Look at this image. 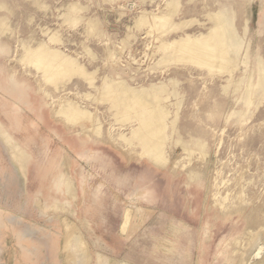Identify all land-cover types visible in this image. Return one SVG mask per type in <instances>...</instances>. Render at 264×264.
Returning a JSON list of instances; mask_svg holds the SVG:
<instances>
[{
    "label": "rangeland",
    "instance_id": "374dc122",
    "mask_svg": "<svg viewBox=\"0 0 264 264\" xmlns=\"http://www.w3.org/2000/svg\"><path fill=\"white\" fill-rule=\"evenodd\" d=\"M170 1L0 0V264H264V79L247 97L264 69V0H177L179 27L161 34ZM219 11L240 44L232 71L162 61V40L205 34ZM39 43L89 78L47 82L22 58ZM105 80L164 89L166 166L123 139L136 124L98 99ZM70 102L94 114L69 123L57 112Z\"/></svg>",
    "mask_w": 264,
    "mask_h": 264
},
{
    "label": "bare ground",
    "instance_id": "6f19581e",
    "mask_svg": "<svg viewBox=\"0 0 264 264\" xmlns=\"http://www.w3.org/2000/svg\"><path fill=\"white\" fill-rule=\"evenodd\" d=\"M168 5L169 7L166 11L167 15L165 13L166 16H160V17L158 16L156 19L157 21L155 23L157 25V29L160 28L161 34L165 33L170 27L173 26L179 27V25L174 24L173 21L171 20V17L175 14L177 10V5H178L177 0L170 1ZM67 13H69V11ZM232 18H233L232 16L225 14L223 11L222 12L219 11L209 15L211 25L209 26V30L205 34H200L195 37L185 36L178 40H173L172 42H167L165 40H162L160 45V49L163 52L162 61L166 62L171 60H179V61L185 60L197 64L199 66L205 67L208 71H212V70L221 71V72L230 71V70L232 71V68L235 65V58L237 56L238 49L240 46L235 30L232 25ZM4 28H7V26L5 24V21L1 20L0 30H3ZM54 39L56 38L54 37ZM22 58L23 60L30 62L29 63L30 65L32 63L34 66H36V68L41 71L43 79L54 85H57L58 82L61 81L62 79H65L66 76L70 77V75H74L75 73L78 74V76L81 75L85 78H89L88 73H86V71L75 60H73L68 56L63 55L61 52H59L56 49L49 48L44 43H39L37 46L33 48L26 46L24 48V53L22 54ZM263 79H264V69L259 67L256 83L254 82L255 84L253 83L247 84V91H248L247 97L251 95V92L257 85L259 87ZM88 81L90 82L91 80L89 79ZM140 89L136 90L135 88L134 89L129 88L120 81L113 82V81L105 80L102 83V87H100L99 93L97 92L99 94L98 95L99 98L98 96L97 98L110 103V107L113 108L115 111L114 113L117 120L127 121L130 123L135 122L136 126L134 129H131V134H129L130 136L128 138L123 137V139L125 138V141L129 144V146L131 144H135V146L137 145L140 149L139 152L142 155V157L145 156L152 164L162 168L166 166V164L169 161L168 157L165 154V145L167 144L168 141L167 139L169 136L166 131L168 125L167 124L168 108H166V106L163 104L165 102L163 98L165 97L162 95L164 89L161 87L159 88L153 87L149 90L147 88H146L147 90H140ZM162 101L164 102L162 103ZM72 102L65 103L64 105H62L61 103L62 107H60L59 111L57 112L58 114H60V117L63 116L67 122L69 123L77 122L78 120L83 118H90V116L94 114L93 113L92 115H89V112L87 113L86 111H84L85 110L84 108L81 109L78 106L74 105L75 101L74 104H72ZM92 118L94 120L95 117ZM82 130L81 132H83ZM91 130L92 129H90V131ZM94 132L99 133V127L94 128ZM2 136L5 139V142L6 143L8 142L12 152L15 153L16 156H18L19 158L24 159V154H23L24 151L22 152V149L19 148L18 144L15 141L10 140L9 135L6 134V132H3ZM122 136H124L123 133ZM109 139L110 138H108V140ZM119 145L117 146L119 147ZM180 145L183 148V150H188V148L184 146L183 143H180ZM124 151H126L125 148ZM129 154L127 155V157L129 156ZM22 161L23 160H21L20 162ZM18 164L22 166V164L20 163ZM179 168H181V166ZM66 187L68 191L71 190V194H72L73 188L70 185V183L67 184ZM124 217H125V221L123 220L124 221V224H122L123 227L127 224L129 214H125ZM73 239H74V235L71 231L64 239L63 245L65 246V248L69 246L72 247L71 242ZM81 245H78L79 247L77 249L75 248L76 252L77 251L81 252L82 250V249L80 250V248L82 247ZM63 252L66 253V251ZM74 253L72 254L73 256L75 255ZM67 254H69V252H67ZM80 254H82V252L79 253L78 256H80ZM85 255L83 257L82 254V257L86 258L87 256H89L86 255L85 257ZM77 260L81 261L79 259ZM242 260L244 259L242 258ZM78 264L80 263L78 262ZM86 264H88L87 261Z\"/></svg>",
    "mask_w": 264,
    "mask_h": 264
}]
</instances>
